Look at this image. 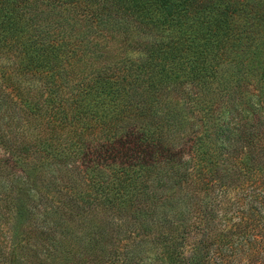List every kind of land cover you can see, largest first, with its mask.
Masks as SVG:
<instances>
[{
    "label": "trees",
    "instance_id": "16d2710c",
    "mask_svg": "<svg viewBox=\"0 0 264 264\" xmlns=\"http://www.w3.org/2000/svg\"><path fill=\"white\" fill-rule=\"evenodd\" d=\"M262 211L264 0H0V264H262Z\"/></svg>",
    "mask_w": 264,
    "mask_h": 264
},
{
    "label": "rangeland",
    "instance_id": "374dc122",
    "mask_svg": "<svg viewBox=\"0 0 264 264\" xmlns=\"http://www.w3.org/2000/svg\"><path fill=\"white\" fill-rule=\"evenodd\" d=\"M261 219H262V222H261V224L263 223L264 224V212L262 211V213H261ZM216 220L214 219V220H211V221H209V225H208V229L210 230V232L208 233V234H212L214 231H215V229H217L218 227H217V225H216ZM194 230H196V232H194V233H192V235H190V237H189V242H194V241H197L196 239L197 238H199V237H203V236H201V234L202 233H204L203 231L200 233V232H198V231H200V230H198V229H194ZM193 230V231H194ZM257 261H259L260 263H262V264H264V245L262 246V248L260 249V251L258 252V259H257Z\"/></svg>",
    "mask_w": 264,
    "mask_h": 264
}]
</instances>
